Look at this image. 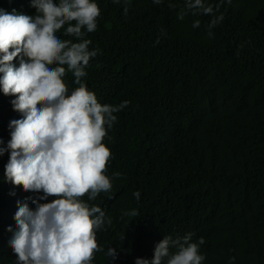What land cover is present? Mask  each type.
Listing matches in <instances>:
<instances>
[{"label": "trees", "instance_id": "obj_1", "mask_svg": "<svg viewBox=\"0 0 264 264\" xmlns=\"http://www.w3.org/2000/svg\"><path fill=\"white\" fill-rule=\"evenodd\" d=\"M208 2L212 14L177 19L169 0H131L127 14L123 3L98 0L97 28L86 33L98 52L82 79L100 102L128 103L106 133L112 187L90 202L111 219L96 233L103 250L93 264H108L110 244L118 245L111 264H135V257L153 255L163 234L188 231L204 238L202 264H264V0ZM0 8L35 11L29 0H0ZM220 13L209 36L207 24ZM193 19L200 25L192 27ZM66 80L73 86L70 73ZM13 95L0 90L4 143L1 128L20 115ZM8 157L5 149L0 216L14 198L10 190L23 188L5 178ZM133 208L134 218L125 214ZM6 227L0 220V264H13Z\"/></svg>", "mask_w": 264, "mask_h": 264}, {"label": "clouds", "instance_id": "obj_2", "mask_svg": "<svg viewBox=\"0 0 264 264\" xmlns=\"http://www.w3.org/2000/svg\"><path fill=\"white\" fill-rule=\"evenodd\" d=\"M130 2L113 0L124 4L125 14ZM29 4L35 8L32 14L0 8V90L14 94L11 104L20 110L1 128L7 141L0 140V154L9 150L5 178L22 182L25 189L10 190L14 198L0 220L11 231L13 264H93L94 252L103 250L96 233L111 219L90 202L112 187L106 173L111 156L106 133L117 119L114 113L128 101L102 103L82 79L98 52L89 48L91 40L86 38L97 28L98 0H29ZM169 7L178 9L177 19L214 11L208 0H183L180 5L169 0ZM222 20L223 13L212 16L209 36ZM200 23L193 19L192 27ZM58 30L75 39L62 38ZM85 194L87 199L82 198ZM50 195L54 198L47 199ZM133 196L139 199V190ZM125 214L138 216L134 208ZM193 235L163 234L153 255L137 256L135 264H202L205 255L199 248L204 238L193 240ZM117 247L110 244L104 251L108 264L118 256Z\"/></svg>", "mask_w": 264, "mask_h": 264}]
</instances>
